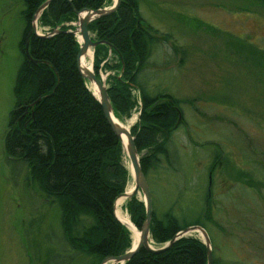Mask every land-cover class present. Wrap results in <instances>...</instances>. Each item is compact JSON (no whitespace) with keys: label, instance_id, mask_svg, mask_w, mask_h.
Instances as JSON below:
<instances>
[{"label":"rangeland","instance_id":"rangeland-1","mask_svg":"<svg viewBox=\"0 0 264 264\" xmlns=\"http://www.w3.org/2000/svg\"><path fill=\"white\" fill-rule=\"evenodd\" d=\"M136 1L144 25L158 37L149 43L138 83L150 95L178 98L184 118L167 142L169 160L159 154L148 172L153 208L158 216L169 211L191 221L211 195L217 225L205 218L201 223L213 255L222 264H264V187L235 176L245 169L254 181H264V6L258 0ZM24 8L22 0H0V264H87L82 257L68 259L74 253L58 205L44 199L24 166L7 160L4 150L23 59ZM231 38L250 45L249 51L237 50ZM136 112L118 120L128 129ZM218 154L221 163L211 174ZM128 183L126 191L133 185ZM121 199L117 217L128 216L127 198ZM190 235L202 239L199 232Z\"/></svg>","mask_w":264,"mask_h":264},{"label":"trees","instance_id":"trees-1","mask_svg":"<svg viewBox=\"0 0 264 264\" xmlns=\"http://www.w3.org/2000/svg\"><path fill=\"white\" fill-rule=\"evenodd\" d=\"M22 1L23 59L15 76L14 108L8 116L4 150L7 160L24 166L28 180L44 199L58 205L60 227L74 253L68 259L82 257L87 264H99L131 248L132 232L114 214V202L129 184L130 174L120 140L77 69L80 44L69 30L75 28L71 23L77 21L78 12L111 5L112 0H52L38 18V25L47 31L58 29L51 36L34 34L31 25L33 14L46 0ZM258 1L264 6V0ZM142 20L136 0H121L116 10L89 23L88 31L93 41H104L93 48V68L98 77L99 71L108 73L107 92L120 121L131 116L137 106L132 91H139L140 112L130 132L147 178L159 154L169 160L167 142L184 118L178 98L169 93L150 95L138 83L149 43L158 39ZM26 41L36 63L25 56ZM229 42L237 50L249 51L250 45L232 38ZM219 158L216 155L210 164L211 174L221 163ZM252 175L247 170L235 172L248 186L264 187V181L256 182ZM209 196L202 214L191 221L181 222L169 211L158 216L152 205L153 245L162 246L189 225L203 226L202 218L217 225ZM124 208L140 229L145 219L143 202L134 196L126 199ZM212 256V264H222ZM123 264H207L206 248L199 238L183 236L163 252L141 249Z\"/></svg>","mask_w":264,"mask_h":264},{"label":"water","instance_id":"water-1","mask_svg":"<svg viewBox=\"0 0 264 264\" xmlns=\"http://www.w3.org/2000/svg\"><path fill=\"white\" fill-rule=\"evenodd\" d=\"M52 0H46L44 1L35 11V13L32 16V31L34 34L38 36H51L52 34L56 33L58 29H54L51 32H48L46 34H38L36 32V26L38 18L43 11L44 8L48 6V4ZM121 0H112V4L107 7H102L99 9H83L77 14V21L75 23H71L72 25H75L76 27L74 29L69 30V32H72L80 44L77 56H76V64L77 69L82 76V78L85 80L86 85L87 82L93 83L97 88L98 95L96 96L92 91V94L95 96V98L99 101L100 105L102 106L103 112L106 116V119L108 123L110 124L112 130L114 131L115 135L118 137V139L121 142L123 152L125 153V156L128 160V170L130 174V180L131 183H133V188L129 191L124 190L116 200L121 197L125 196L126 198L130 199L134 196H137L138 193L142 194L143 198L141 199L144 207H145V219L141 226V228L138 230V234L132 237V244L131 248L127 250L125 253L117 256H108L102 259L100 264H105L106 262L112 261L113 264H123L125 261L131 259L136 253H138L141 249H144L149 252L153 253H160L169 248L172 243L179 239L180 237L186 236L190 234L191 232H199L202 239H200L206 248V256H207V264H212V246L209 239V236L206 232V230L200 226V225H189L187 227H184L180 231H178L168 242L163 244L160 247H153L152 246V240L150 235V222H151V216H152V198L148 186L147 179L142 172L141 166H140V155L138 154L137 148L134 144V136L130 132V128H125L122 126L116 118H114L112 106L110 103V98L107 92V84H106V74H102L99 72V77L95 74L94 68H93V55L91 58V68L86 69L84 68L82 64V58L86 54L89 48L92 49L98 45L99 43H104V41H93L91 38V35L88 31V25L92 21L96 20L97 18L101 16H105L118 7ZM79 36L81 39H79ZM109 47H111V44L107 43ZM25 56L26 58L36 63V60L32 59L29 54V43L26 41L24 46ZM123 69V67H122ZM88 87V85H87ZM89 90H91L88 87ZM116 200L114 202V214L115 213V207H116ZM118 219V217L116 216ZM122 224H124L127 228L128 226L122 222L120 219H118ZM129 229V228H128Z\"/></svg>","mask_w":264,"mask_h":264},{"label":"bare ground","instance_id":"bare-ground-1","mask_svg":"<svg viewBox=\"0 0 264 264\" xmlns=\"http://www.w3.org/2000/svg\"><path fill=\"white\" fill-rule=\"evenodd\" d=\"M80 39V38H79ZM92 55H93V53H92V49L91 48H89L88 49V51L86 52V54L84 55V57L82 58V66L84 67V68H86V69H90L91 68V58H92ZM88 83L89 82H87V85H88ZM90 84H92L91 85V88H93L94 89V91H95V95L97 96L98 95V93H97V88H96V86L93 84V83H90ZM96 88V89H95ZM114 118H116V120L122 125V126H124L125 128H126V126L124 125V124H122L119 120H118V118L117 117H115V116H113ZM132 187H133V185L132 186H130V188L128 189V191L129 190H131L132 189ZM122 197H124V198H126L125 196H121V198ZM120 197L117 199V201H116V207L115 208H117V205L118 204H120L121 202H122V199H121ZM120 217V220L122 221V222H124L127 226H128V228L132 231V233H133V237L135 238V236L138 234V229L134 226V224L131 222V220H130V218H129V216H119ZM118 217V218H119ZM110 264H113V262L112 261H110Z\"/></svg>","mask_w":264,"mask_h":264},{"label":"flooded vegetation","instance_id":"flooded-vegetation-1","mask_svg":"<svg viewBox=\"0 0 264 264\" xmlns=\"http://www.w3.org/2000/svg\"><path fill=\"white\" fill-rule=\"evenodd\" d=\"M245 170V169H244Z\"/></svg>","mask_w":264,"mask_h":264}]
</instances>
